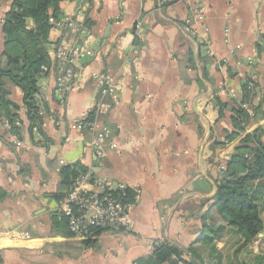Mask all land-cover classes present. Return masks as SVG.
I'll list each match as a JSON object with an SVG mask.
<instances>
[{"label":"crops","instance_id":"0c3cea01","mask_svg":"<svg viewBox=\"0 0 264 264\" xmlns=\"http://www.w3.org/2000/svg\"><path fill=\"white\" fill-rule=\"evenodd\" d=\"M13 3L0 0L3 66V25ZM202 3L206 21L196 37L183 30L189 6L181 0L60 4L58 18L71 16L81 29L50 31V70L37 84L41 133L31 131L35 122L20 88L6 81L19 118L14 129L0 123V264H135L153 254L155 242L187 252L202 235L229 157L264 128V0ZM78 45L94 54L76 65V86L60 103L55 51ZM95 74L121 88L117 102L105 100L110 111L92 117L97 130L112 134L103 158L89 146L92 134L75 126L99 101ZM247 81L254 86L242 106L246 131L230 142L232 101L242 98ZM219 102L227 104L223 117ZM76 165L91 173L92 188L122 186L138 197L130 230L101 233L89 247L70 235L59 201L71 185L62 183L61 172ZM211 214V225H223Z\"/></svg>","mask_w":264,"mask_h":264},{"label":"trees","instance_id":"16d2710c","mask_svg":"<svg viewBox=\"0 0 264 264\" xmlns=\"http://www.w3.org/2000/svg\"><path fill=\"white\" fill-rule=\"evenodd\" d=\"M64 1L66 0H14L12 9L5 15L3 57L6 63L4 66L0 63V115L2 113L5 115L4 120L12 125V129L19 118L16 113L19 108L8 100L7 80L19 87L23 93L28 117L35 122L31 131L33 128L40 131L36 96L39 93L37 85L39 76L45 67L51 65L46 50L52 29L49 18L51 16L58 18L60 4ZM29 20L33 21V27L28 26ZM251 85L254 86L251 81H247L242 98L232 101L233 132L227 133V141H234L246 131L248 113L242 106L250 101ZM219 105L220 117H223L227 104L219 102ZM92 117L93 115L90 121L93 120ZM242 159H245V162H242ZM225 166L227 173L232 175L229 179L220 182L214 203L203 218L202 235L190 245L188 251L185 252L169 242H164L155 248L151 256L141 258L135 264H178L179 262L224 264L226 256L221 253L223 248H220V244L226 235L235 237L237 243L241 242L232 256L237 258L238 264H264V254L255 256L253 262H243L238 259V253L248 250L264 231V128H257L248 134L237 146L235 153L229 157ZM78 170L88 172L78 165L64 168L61 172L62 183L71 185ZM133 200L134 195L129 191V201ZM212 211L217 213L223 225L214 227L209 223L213 220ZM91 243L86 242V245L89 247ZM228 243L226 240L224 244L227 252ZM202 246L208 248L207 256L200 254Z\"/></svg>","mask_w":264,"mask_h":264},{"label":"built area","instance_id":"2783aa9c","mask_svg":"<svg viewBox=\"0 0 264 264\" xmlns=\"http://www.w3.org/2000/svg\"><path fill=\"white\" fill-rule=\"evenodd\" d=\"M189 6V16L183 24L184 32L196 37L200 28L205 25L206 9L202 0H181ZM52 28L58 30H80L74 18L65 16L62 18H49ZM140 26V24H138ZM207 45L211 47L210 41ZM93 50L85 49L82 46H74L72 50H66L59 46L55 51L58 61L55 90L60 103L67 101V96L73 91L77 83L76 65L92 57ZM50 67H45L43 73L49 72ZM98 81L100 98L95 107L83 119L76 121V128L80 132L92 134L89 146L95 150L99 158L104 157L103 146L111 139V131L108 129L97 130L94 120L90 121L92 115L99 113L106 114L110 108L105 100L116 101L118 99L120 86L110 78L102 75H94ZM3 126L10 128L8 121L0 122ZM18 125V124H17ZM36 131V129H34ZM225 170V168H222ZM91 173L78 170L77 176L73 179L68 192L59 201V210L65 219L69 233L82 242H94L101 233L113 230L128 231L133 225L132 213L137 196L129 201V191L120 187L117 191L110 190L105 184L98 185L97 189L92 188ZM8 234V233H7ZM9 235V234H8ZM5 236L0 233V237ZM29 235L25 234L24 238ZM163 241L154 243V248L163 244ZM166 264V263H165ZM178 264H183L179 262Z\"/></svg>","mask_w":264,"mask_h":264},{"label":"rangeland","instance_id":"374dc122","mask_svg":"<svg viewBox=\"0 0 264 264\" xmlns=\"http://www.w3.org/2000/svg\"><path fill=\"white\" fill-rule=\"evenodd\" d=\"M264 217V213H263ZM229 242L228 246V252L225 247V242ZM241 242H236V238L233 236L226 235L224 241L220 244V248H223L221 250V253L223 252V255L226 256V259L224 260V264H238L239 261L236 260L237 258L232 257L234 255V252L236 251V247L240 246ZM235 250V251H234ZM208 248L205 246L200 247V254L207 256ZM231 252V253H230ZM233 253V254H232ZM264 254V231L259 235L258 239L252 243V245L248 248L246 251H242L241 253H238V259L241 261H247V262H253L255 256H260ZM208 264H214L213 262H209Z\"/></svg>","mask_w":264,"mask_h":264},{"label":"water","instance_id":"95a60500","mask_svg":"<svg viewBox=\"0 0 264 264\" xmlns=\"http://www.w3.org/2000/svg\"><path fill=\"white\" fill-rule=\"evenodd\" d=\"M242 162H245V159H242ZM231 175H232V173H227V174L224 173V177H225V179L230 178Z\"/></svg>","mask_w":264,"mask_h":264},{"label":"bare ground","instance_id":"6f19581e","mask_svg":"<svg viewBox=\"0 0 264 264\" xmlns=\"http://www.w3.org/2000/svg\"><path fill=\"white\" fill-rule=\"evenodd\" d=\"M3 240L1 241V242H3L6 238L4 237V238H2Z\"/></svg>","mask_w":264,"mask_h":264}]
</instances>
